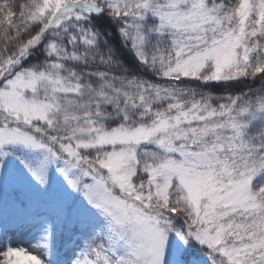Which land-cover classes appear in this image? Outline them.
<instances>
[{
	"label": "snow or ice",
	"instance_id": "snow-or-ice-1",
	"mask_svg": "<svg viewBox=\"0 0 264 264\" xmlns=\"http://www.w3.org/2000/svg\"><path fill=\"white\" fill-rule=\"evenodd\" d=\"M20 187L45 247L105 219L67 264H264V0H0V201Z\"/></svg>",
	"mask_w": 264,
	"mask_h": 264
},
{
	"label": "rangeland",
	"instance_id": "rangeland-1",
	"mask_svg": "<svg viewBox=\"0 0 264 264\" xmlns=\"http://www.w3.org/2000/svg\"><path fill=\"white\" fill-rule=\"evenodd\" d=\"M16 152L17 155L20 154L19 149H16ZM8 162L10 167H13L18 172L22 173V168L20 167L17 159L10 157ZM56 180L57 177L53 174L54 185ZM31 190L37 194L43 195L39 185L34 182L32 183ZM60 191L63 194L66 205L70 209H76L86 203L84 198L79 193L70 190L66 184L62 183ZM21 199L26 200V203L23 205L25 207L23 208L27 209L28 201L23 187L17 188L15 191L5 194L3 200L0 201V225H2L1 229L3 232L5 229L7 230L6 246L16 249L23 248L25 250H30L33 245L39 243L41 244L39 253L41 255V259L44 261V264H50V262H53V264H67V261L72 256V249H79L83 247L84 240L93 234H97L99 238V233L103 231L106 223L103 217L97 216L94 212H92L90 213V219L87 222H79L78 228L85 230L86 233L82 234L74 230L73 234L69 236L66 241H60V238L58 237L59 228H57L54 234L55 238L53 243L45 247V232L41 225H22L20 223V218H18V220H14L16 218L14 216V212L17 210L20 211V208L22 207L19 204ZM70 214L72 215V213ZM40 215H44V212H41ZM76 221L77 219L73 218L72 215L69 225L70 228H73ZM75 229L78 230L77 228ZM65 245H71V248L66 250ZM14 264H34V261L30 256L21 255L17 257ZM204 264H207V262Z\"/></svg>",
	"mask_w": 264,
	"mask_h": 264
},
{
	"label": "trees",
	"instance_id": "trees-1",
	"mask_svg": "<svg viewBox=\"0 0 264 264\" xmlns=\"http://www.w3.org/2000/svg\"><path fill=\"white\" fill-rule=\"evenodd\" d=\"M123 51H124V53L126 55V58H130L131 57V53H129L127 49H124ZM39 59L40 60L43 59V55L42 54L39 57ZM33 62H38V61L37 60H33ZM249 84H252L253 86L259 87V81H255V82H253V81H234V82H231V85H232V89L231 90L239 92V91H241L243 89H246L249 86ZM190 86L195 87L196 85L192 84ZM25 203H26L25 199H21L20 200L19 204L22 207L20 208V211L17 210L16 212H14V216L16 217L14 220H18V218H20L23 214H25L27 212V209L23 208V207H25V206H23ZM41 212H44V211L41 210ZM71 218H72V215L69 213V215L65 219V222H64L62 230L59 229V236L58 237L60 238V241H62V240L66 241V239H68L69 236H71L73 234L74 230L78 231V232H80L82 234L86 233L85 230H81L80 228H78L79 222H80L79 220H77L74 223L73 228H70L69 225H70V219ZM1 227H2V225H0V248H3L5 245H7V230L5 229L4 232H3ZM74 227L77 228L78 230H76ZM86 236H88V235H86ZM199 258L201 260H203L204 263L207 262V264H211V260H210V258L207 256V254L205 252H203V251L200 252L199 253Z\"/></svg>",
	"mask_w": 264,
	"mask_h": 264
}]
</instances>
